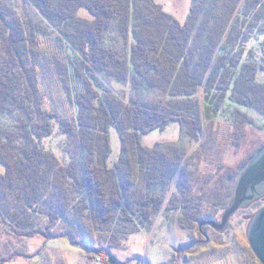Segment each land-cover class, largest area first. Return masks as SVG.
Listing matches in <instances>:
<instances>
[{
  "label": "trees",
  "instance_id": "obj_1",
  "mask_svg": "<svg viewBox=\"0 0 264 264\" xmlns=\"http://www.w3.org/2000/svg\"><path fill=\"white\" fill-rule=\"evenodd\" d=\"M240 1L192 0L183 23L155 0H0V112L12 123L0 125V231L30 238L57 222L78 228L79 216L100 231H150L186 155L176 144L150 148L143 136L178 123L200 141L203 103L264 112V0ZM106 76L157 97L120 96ZM50 80L70 116L53 103ZM112 129L121 137L113 162ZM227 195L218 193V210L231 204ZM40 216L51 223L41 227ZM17 254L0 252V263Z\"/></svg>",
  "mask_w": 264,
  "mask_h": 264
},
{
  "label": "rangeland",
  "instance_id": "obj_2",
  "mask_svg": "<svg viewBox=\"0 0 264 264\" xmlns=\"http://www.w3.org/2000/svg\"><path fill=\"white\" fill-rule=\"evenodd\" d=\"M6 1L14 6L17 2ZM155 1L181 22L187 20L192 0ZM80 15L91 18L88 9H81ZM104 80L120 96L155 99L158 94L152 90L133 92L111 77L106 76ZM56 83L54 80L48 82L49 95L61 114L70 116L72 110ZM10 119L0 112V125L12 126ZM201 119L200 141L190 140L178 123L143 136V143L150 148L167 152L168 146L176 144L186 155L168 189V205L154 218L150 231H136L138 229L132 226L127 229L129 231H100L91 218L81 216L78 228L69 222L65 225L57 222L30 238L16 233L7 235L1 228L0 252L6 257L14 252L18 254L0 264H113L107 251L117 257L119 264H262L250 246L249 229L254 217L264 208V196L242 206L221 230L209 222L222 223L240 179L231 178L233 171L240 172L241 165L264 146V112L261 108L234 105L207 108L203 103ZM110 135L113 162L121 153V137L116 129H112ZM56 153L64 160L69 157L59 145ZM132 156L130 153L127 157ZM79 157L82 161L83 155ZM123 169L130 182L137 181L133 167L127 163ZM143 190L146 191L145 187ZM219 192L224 196L230 194L231 204L226 209L217 208ZM9 198L5 194L1 200L8 204ZM63 214L71 216L68 211ZM196 217L207 220L191 222ZM40 218L44 222L41 227L51 223L44 216ZM53 234L57 236L54 238ZM68 235L74 238V243ZM99 254L101 261L97 259Z\"/></svg>",
  "mask_w": 264,
  "mask_h": 264
},
{
  "label": "water",
  "instance_id": "obj_3",
  "mask_svg": "<svg viewBox=\"0 0 264 264\" xmlns=\"http://www.w3.org/2000/svg\"><path fill=\"white\" fill-rule=\"evenodd\" d=\"M264 196V149L256 156L242 173L232 204L226 209L222 223L210 221L209 224L221 230L230 217L242 206ZM250 246L259 261L264 264V208L254 217L249 229Z\"/></svg>",
  "mask_w": 264,
  "mask_h": 264
},
{
  "label": "built area",
  "instance_id": "obj_4",
  "mask_svg": "<svg viewBox=\"0 0 264 264\" xmlns=\"http://www.w3.org/2000/svg\"><path fill=\"white\" fill-rule=\"evenodd\" d=\"M97 259H98V261H101L102 260L101 255L99 257H97Z\"/></svg>",
  "mask_w": 264,
  "mask_h": 264
}]
</instances>
